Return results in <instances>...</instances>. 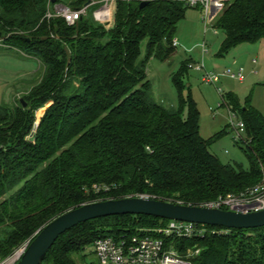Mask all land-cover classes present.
Returning a JSON list of instances; mask_svg holds the SVG:
<instances>
[{
	"label": "trees",
	"instance_id": "obj_1",
	"mask_svg": "<svg viewBox=\"0 0 264 264\" xmlns=\"http://www.w3.org/2000/svg\"><path fill=\"white\" fill-rule=\"evenodd\" d=\"M140 3L117 1L107 26L90 17L68 26L62 18H47L50 0H0V42L42 67L39 81L15 104L0 105V260L52 219L84 204L145 195L198 206L264 185V117L249 101L241 107L237 96L221 93L219 106L244 124L235 142L248 161L244 170L212 154L211 145L226 131L203 139L191 99L180 98L178 109L152 99L148 61L169 62L175 55L177 25L188 6L147 0L140 9ZM210 26L224 36L221 57L240 44L258 43L264 39V0L225 1ZM188 61L172 77L179 92ZM167 222L122 215L81 223L58 237L42 264H76L98 239ZM225 231L176 241V248L204 245L194 264H264V227Z\"/></svg>",
	"mask_w": 264,
	"mask_h": 264
},
{
	"label": "rangeland",
	"instance_id": "obj_2",
	"mask_svg": "<svg viewBox=\"0 0 264 264\" xmlns=\"http://www.w3.org/2000/svg\"><path fill=\"white\" fill-rule=\"evenodd\" d=\"M68 1L60 0L63 5H68ZM97 7L93 6L87 10V17L92 19V11ZM113 13H115L114 8ZM223 37V34L214 31L209 23L207 27H204L199 8L188 7L184 19L177 25L174 38L176 42L175 55L169 62L164 63L150 59L146 69L147 80L150 84L152 99L164 106L178 109L180 98L191 99L199 113V132L203 139L210 140L221 131H226L211 145L212 154L224 165L238 166L246 170L249 167L247 158L235 143L232 131L227 129L229 125L228 109L219 107L220 96L221 93L234 94L241 107H244L249 101V105L264 117V39L255 44H240L221 57L219 49ZM202 44H205L207 50L203 57L201 54ZM4 48L8 51H4ZM145 53L146 42L144 41L140 46V59L144 58ZM185 60H189L188 67L186 74L181 78L182 90L179 92L173 85L172 77ZM202 65L207 72L220 77L216 86L201 81L202 72L196 71V68ZM39 69L40 65L35 59H21L18 57L16 48L0 42V105H11L12 101L15 104L17 99L39 81L42 67ZM239 71L243 74L241 83L226 75L228 72L237 73ZM216 87L220 89V94ZM43 112L44 108L36 112L37 120ZM187 113V108L184 106L182 108L183 118L187 117ZM239 121L237 116L233 123L237 125ZM168 201L174 203L177 200L168 199ZM157 228L159 226L138 227L135 232L151 236ZM173 246H177V243L174 242ZM204 247V245L194 247L187 245L182 252L193 259L199 256ZM196 251L199 253L196 254ZM92 252V247L85 249L83 253L85 257L82 260L76 258V264H99Z\"/></svg>",
	"mask_w": 264,
	"mask_h": 264
},
{
	"label": "built area",
	"instance_id": "obj_3",
	"mask_svg": "<svg viewBox=\"0 0 264 264\" xmlns=\"http://www.w3.org/2000/svg\"><path fill=\"white\" fill-rule=\"evenodd\" d=\"M119 0H103L92 13V19L102 25L110 23L113 7ZM146 1V0H144ZM188 7H198L202 13L204 26L207 27L209 20L210 0H181ZM96 4V3H95ZM94 5V3H92ZM87 17V7L77 9L55 4L47 13V18H62L66 25L72 26L77 21ZM175 46V43L173 44ZM206 46L202 44L201 53H206ZM196 71L202 72L201 81L215 86L219 76L207 72L203 65L197 66ZM230 79L243 82L241 71L226 74ZM220 92L219 89H217ZM237 115L228 111V129L233 134L234 141H240L244 133V124L240 120L237 125L233 120ZM139 198H150L138 196ZM198 207L232 211L237 213H254L264 210V185L258 184L246 189L239 195L227 194L219 196L211 201L198 205ZM224 235L225 230H207L203 226L191 223L168 221L164 226L154 230L151 236L135 233L133 235L122 234L116 238L106 237L93 243V254L99 264H194L191 257L179 252L173 243L179 240H188L204 235ZM32 239L25 241L9 256L0 260V264H16ZM199 251H196L198 254Z\"/></svg>",
	"mask_w": 264,
	"mask_h": 264
},
{
	"label": "water",
	"instance_id": "obj_4",
	"mask_svg": "<svg viewBox=\"0 0 264 264\" xmlns=\"http://www.w3.org/2000/svg\"><path fill=\"white\" fill-rule=\"evenodd\" d=\"M50 3L55 5L56 0H50ZM88 4L89 2L85 5ZM146 4L147 1H142L139 8H144ZM22 104L25 107V104ZM122 215L150 216L224 230H251L264 227V210L254 213H237L175 204L152 198L110 199L84 204L52 219L36 232L16 264H42L52 245L66 231L90 220Z\"/></svg>",
	"mask_w": 264,
	"mask_h": 264
},
{
	"label": "crops",
	"instance_id": "obj_5",
	"mask_svg": "<svg viewBox=\"0 0 264 264\" xmlns=\"http://www.w3.org/2000/svg\"><path fill=\"white\" fill-rule=\"evenodd\" d=\"M103 0H89V4L88 5H84L87 7V10H89L91 7L93 6H100L99 4L102 2ZM144 1V0H141V2ZM147 1V0H146ZM225 1H228V0H210V8H209V20L210 22H208L209 24H211V21L213 20V18L219 13V11L221 10L222 8V3L225 2ZM92 3H94V5H92ZM96 3V4H95ZM62 5V4H60ZM97 8L93 9L96 10ZM200 10V8H199ZM92 11V12H93ZM201 12V10H200ZM205 27V26H204ZM175 40V39H174ZM175 43V47H176V42L174 41ZM202 54V53H201ZM203 57V55H202ZM241 83V82H240Z\"/></svg>",
	"mask_w": 264,
	"mask_h": 264
}]
</instances>
